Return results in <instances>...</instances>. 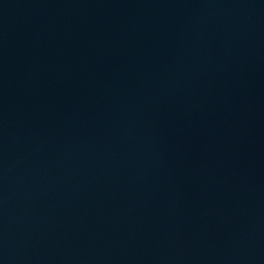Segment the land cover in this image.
<instances>
[{
    "label": "water",
    "instance_id": "95a60500",
    "mask_svg": "<svg viewBox=\"0 0 264 264\" xmlns=\"http://www.w3.org/2000/svg\"><path fill=\"white\" fill-rule=\"evenodd\" d=\"M0 264H264V0H0Z\"/></svg>",
    "mask_w": 264,
    "mask_h": 264
}]
</instances>
